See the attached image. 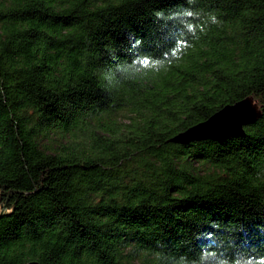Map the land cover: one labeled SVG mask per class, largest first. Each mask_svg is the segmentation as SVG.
<instances>
[{"label":"trees","instance_id":"obj_1","mask_svg":"<svg viewBox=\"0 0 264 264\" xmlns=\"http://www.w3.org/2000/svg\"><path fill=\"white\" fill-rule=\"evenodd\" d=\"M5 208L0 264H264V0H0Z\"/></svg>","mask_w":264,"mask_h":264},{"label":"water","instance_id":"obj_2","mask_svg":"<svg viewBox=\"0 0 264 264\" xmlns=\"http://www.w3.org/2000/svg\"><path fill=\"white\" fill-rule=\"evenodd\" d=\"M261 113L252 99L244 100L216 113L202 123L172 140L175 144L188 145L193 142L215 141L224 142L232 138L245 137V128L257 123ZM7 208L0 212L2 218ZM29 264H40L31 262Z\"/></svg>","mask_w":264,"mask_h":264},{"label":"clouds","instance_id":"obj_3","mask_svg":"<svg viewBox=\"0 0 264 264\" xmlns=\"http://www.w3.org/2000/svg\"><path fill=\"white\" fill-rule=\"evenodd\" d=\"M212 19H213V22H216V21H215V17H213Z\"/></svg>","mask_w":264,"mask_h":264}]
</instances>
